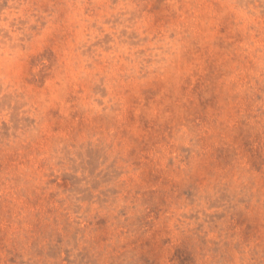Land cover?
Segmentation results:
<instances>
[{
    "label": "rangeland",
    "instance_id": "rangeland-1",
    "mask_svg": "<svg viewBox=\"0 0 264 264\" xmlns=\"http://www.w3.org/2000/svg\"><path fill=\"white\" fill-rule=\"evenodd\" d=\"M0 264H264V0H0Z\"/></svg>",
    "mask_w": 264,
    "mask_h": 264
}]
</instances>
